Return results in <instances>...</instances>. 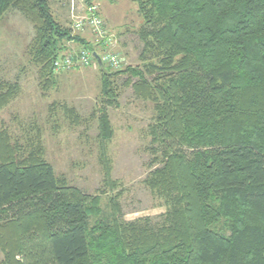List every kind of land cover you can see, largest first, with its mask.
<instances>
[{"label":"trees","instance_id":"16d2710c","mask_svg":"<svg viewBox=\"0 0 264 264\" xmlns=\"http://www.w3.org/2000/svg\"><path fill=\"white\" fill-rule=\"evenodd\" d=\"M52 1L66 0H0V20L17 10L35 26L30 54L43 89L55 85L58 61L85 65L79 56L92 49L56 21ZM133 1L144 20L142 56L152 61L105 73L90 56L106 107H117L114 79L127 73L137 98L154 105L152 146L163 165L146 184L166 214L125 222L112 198L103 218L101 197L58 178L38 135L13 145L0 129V264H264V0ZM67 43L84 51L61 55ZM16 94L0 80V110ZM73 113L66 108L68 119ZM113 136L104 112L105 158Z\"/></svg>","mask_w":264,"mask_h":264},{"label":"rangeland","instance_id":"374dc122","mask_svg":"<svg viewBox=\"0 0 264 264\" xmlns=\"http://www.w3.org/2000/svg\"><path fill=\"white\" fill-rule=\"evenodd\" d=\"M51 9L58 23L91 44L93 50H87L91 55L98 53L106 59L105 73L144 70L145 61H152L150 56H142L144 43L139 31L144 20L133 0L52 1ZM91 13L100 17L103 35L88 25L82 29L76 26ZM35 37V26L17 10L0 20V80L17 92L16 98L0 110V129L7 131L13 145L38 135L45 160L58 178L88 197H101L103 218L111 214V199L115 198L125 222L162 220L167 212L165 201L146 180L162 167L163 151L158 144L152 146L156 117L153 103L138 99L133 87L127 86L128 80L133 84L137 79L129 73L114 79L119 90L117 107L103 104L102 72L93 59L90 65L73 66L63 72L54 68L55 85L43 89L41 69L30 54ZM66 45L68 51L61 55L73 57L84 51L80 44ZM111 56L117 58L116 66L108 62ZM66 108L73 110V118H67ZM104 112L114 129L106 158L98 138ZM4 258L0 249V263Z\"/></svg>","mask_w":264,"mask_h":264},{"label":"built area","instance_id":"2783aa9c","mask_svg":"<svg viewBox=\"0 0 264 264\" xmlns=\"http://www.w3.org/2000/svg\"><path fill=\"white\" fill-rule=\"evenodd\" d=\"M86 25L91 27V29L93 31L97 32L99 35H103V31H101L103 29V25H102V22L100 21V17L96 13H91L90 16H88L86 19L76 23V26L78 27V29H82ZM91 59L92 58H91L90 54L87 52H83L81 55V58H80L81 62L86 63V64H89V61H91ZM101 60L103 62L106 61V59H104V58H102ZM108 62L110 64L112 63L114 66H116L118 64V60L114 56H111L109 58ZM73 65H74V62L72 60L65 59L64 61H58L56 63L55 70L56 71H66V70L72 68Z\"/></svg>","mask_w":264,"mask_h":264},{"label":"water","instance_id":"95a60500","mask_svg":"<svg viewBox=\"0 0 264 264\" xmlns=\"http://www.w3.org/2000/svg\"><path fill=\"white\" fill-rule=\"evenodd\" d=\"M94 56H95L96 59L98 60L99 64L102 65L103 63H102V60L100 59V57H99L97 54H94Z\"/></svg>","mask_w":264,"mask_h":264},{"label":"bare ground","instance_id":"6f19581e","mask_svg":"<svg viewBox=\"0 0 264 264\" xmlns=\"http://www.w3.org/2000/svg\"><path fill=\"white\" fill-rule=\"evenodd\" d=\"M95 12H96V11H95ZM87 53H88V52H87ZM79 55H81V54H79ZM79 55H78V56H79ZM80 57H81V56H80ZM64 58H66V57H64ZM77 58H78V57H77ZM75 60H76V59H75ZM77 60H78V59H77ZM81 64H82V63H81ZM85 65H86V64H85ZM82 66H83V65H82ZM62 72H63V71H62Z\"/></svg>","mask_w":264,"mask_h":264}]
</instances>
